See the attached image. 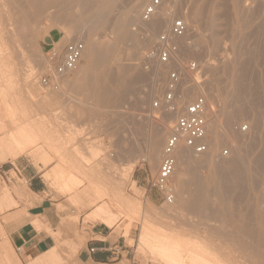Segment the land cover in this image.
<instances>
[{
    "label": "rangeland",
    "instance_id": "obj_1",
    "mask_svg": "<svg viewBox=\"0 0 264 264\" xmlns=\"http://www.w3.org/2000/svg\"><path fill=\"white\" fill-rule=\"evenodd\" d=\"M27 1L29 2V0H27ZM27 1L26 0H16V1L15 0H1L0 1V46L4 47L5 49H9L8 52L10 53L8 56L3 57L4 58L3 61H6L5 59H7L8 66L7 67H0V68L3 70V72L6 73V74L4 73L5 77H6V75H11V77H12L9 80L10 83L8 85H11L13 98H15L17 101V103L15 104V109L18 113V116L20 117L16 120V124H17L16 127H21V126H25V124H30V125L35 126V127H40V129H42L43 131H45V130L48 131L49 134H51V137H49L50 143L53 144L54 147L56 148L55 149L56 154L64 157V158L56 159V161L53 160V161H51V163H53L54 165L58 164L59 162H63V161H65L66 163H69L70 166L69 167L66 166V167L69 171H71L74 174L75 177H77L81 181L80 187L87 186L88 184H97V183H104V182L114 183L117 185L118 191H120L122 195L127 197V199L130 202H132V205L134 208H136L135 204H138V205H140V212H142V209H145L150 213V214H146V216L148 218H152L151 223L153 225H155L156 227H159L158 226L159 222H161L165 225H167V224L169 225L170 223L173 224L174 222H170L169 220L172 219V220L176 221L175 220L176 209L174 207L176 205L175 202H176V196H177V188L176 187L179 184V182L185 181V180L188 181L190 176L188 175L189 173L186 172L182 166H179V164L177 165L176 174L172 177V179L170 181L172 188L174 190L173 194H175L174 202L172 205H165L163 203L161 195L158 192H156L155 190L150 189V183H151V181H153V179L157 175V171L159 169L161 161L155 170L153 168H151V166L147 162L146 157L148 154V150H147V142L145 140L148 139V135L150 133L149 130H151V128L149 129V127H152V124L150 121L144 120L143 117H140L138 115V114H140V111L137 112L138 108L136 109V107L134 106L135 100L146 90V88L148 90V87H149L150 81H151L150 80L151 76L149 75V72H148V71H150V68L148 70H145L141 64L143 54L153 45L155 39L161 33H159V34L157 33L156 34L157 36L155 35L156 37L154 36L151 39V41L148 42V44L147 43H145V44L141 43L142 42L141 33H142L143 27L139 26L140 24L137 20L133 21V22L132 21L128 22L129 21V19H128L129 18L128 4L130 1H133V0H125V1L124 0H106V1L97 0V1H95L94 5H93L94 8L92 7L93 9H91V11L89 10L86 14H83L81 16H74L70 20H59L57 18H54V16L52 15L53 10L49 9V8L45 9V10L41 9L42 12L44 11V13H42V12L40 13L39 8L37 6L32 5V4L30 5V7H31V11H30L29 4H26ZM112 1H113V4H111ZM150 1L151 0H147L145 3V6H147ZM202 1H205V0H202ZM202 1L199 2V4L204 6ZM256 1L258 2L259 0H255V5H253L254 0L253 1L252 0H248V1L247 0H242V1L241 0H234V2H237V3L240 2L241 5L245 4L247 2L245 4L246 9L244 8L246 10L245 13L247 15L245 14L244 16H242V14H241V15L235 16L232 12H229L231 14L228 13V15L226 16L227 20L224 18H219V20L217 21V23L219 24L216 27L217 30H216V28L214 30H210V31L208 30L210 33L207 30L202 28V23L200 21L196 22V23H198L199 26L196 25V23L189 22V24L193 28H195L196 33H198L199 38H196L195 43L197 46L200 47L201 54L202 53L203 54L201 55L202 58L200 57L201 59L196 57V56H195V58H193L194 56L190 57L188 54L187 55L181 54V55L183 56L182 63L184 65H186L190 62H194L198 66V69L200 72L199 80L203 84L202 87H206V85H207V87H209L211 84V81H213L211 84L212 90H210V92L214 93L213 85H215L217 93L220 92V95L222 97H225V95L228 94L230 97L228 96L227 98L231 99V95H230L231 94L230 93L231 88L228 86L229 84H228V80L226 79L227 78L226 77L227 72L225 74V71H226L225 67L230 65V63L232 64V62H230V60L233 61L234 59L235 60L238 59V56L234 57V55H236L235 53H233L234 52V45L239 44L241 46V49H242L244 55L243 54H242L243 56L240 55L239 59H241L240 61L244 60V62H243L244 64H242V65H246L247 74L249 73L246 85L248 84V82L250 83L249 85H247V88L250 89V95H248V97H247L248 101H241V102L242 103L246 102L245 104L248 106H250L252 104L251 102H254V101L255 102L250 106V107H252V109L250 108L251 114L249 113V119H248L249 121L248 120H245V121L242 120L240 124L234 126V131L237 132L242 126H245L246 128H248V130L246 129V131L243 133L247 132L245 134L246 135L245 137L249 138L248 139L249 141H250V139L254 138L253 135H255L256 132L258 133L260 131V134L258 133L259 136H258V134L255 136V137H257L256 138V145L259 146V144H260L261 146H264V144H263L264 143V130H263L264 129V99H263L264 98V57H263L264 56L263 55V52H264V33H261V32H264V26H263V24H264V22H263L264 10L257 7ZM234 2H232V3H234ZM7 3L9 5L10 4L11 5L9 6ZM14 3H16V5ZM121 3H122V5H121ZM24 4H26V5H24ZM23 5H24V7H23ZM11 6H12V8H11ZM15 6H17V7H15ZM251 6H252V8L249 9ZM255 6H256V9H255ZM13 7H15V8L13 9ZM182 7H186L184 9L182 8V11L184 10V13L186 11H187L186 13H189V11L192 10L191 9L192 3H190V2H186L185 4L183 3ZM10 8L12 10H9ZM21 8H23L25 11L23 9L21 11ZM100 8H102L103 10L110 11L108 18H110L111 23L108 20V23L106 26H99V24H97V22H96L97 18L95 16L97 14L98 9H100ZM118 8H119V10H118ZM247 8H248V12H247ZM140 9H142V8H140ZM188 9H189V11H188ZM249 10H251V11H249ZM10 11L12 13H10ZM142 11H143V9L141 11L140 10L138 11V18H141ZM252 11H254L253 12L254 14L252 13ZM256 11H258V12H256ZM30 12H32V13H30ZM94 13H96V14H94ZM185 14H184V17L188 16V14L187 15H185ZM248 14H250V15H248ZM14 15H16V17ZM36 15H38L39 17H37ZM120 16H121V19H120ZM252 17H253V19L255 18L254 19L255 22H254V20H252ZM176 18H178V17H176ZM262 18H263V20H261ZM44 19H47V20H44ZM230 19L232 21H235V22H233V24H232L231 21H229ZM238 19H240V20H238ZM250 20H252V21H250ZM14 21H17V23ZM68 21L70 22V24ZM90 21H91V23H90ZM94 22H96V23H94ZM261 22H262V24H261ZM39 24L41 25V27ZM260 24H261V27H260ZM232 25L234 28H237L238 33H240V34L237 33L236 36L239 35L238 37L241 39L246 34L243 38H245L244 39L245 41L246 40H248V41L244 42L243 38L240 40L237 37L235 39L232 37H229L228 36L229 35L228 30L231 28ZM242 25H244V26H242ZM251 25L252 26L254 25V26L252 27ZM16 26H17V28H16ZM28 26H29V28H28ZM76 26L77 27L80 26V28H82V26H83L82 29L85 28L84 29L85 34L83 36L86 35V32H88V30L89 31L93 30L95 33L92 32L93 35H92L91 40L94 41L95 44L99 47L105 48V46L107 45L108 47L106 46V48H107L108 53L106 54L104 61L99 63L97 66H95V68H90V66H88L86 60L82 59L80 65L78 67L77 72L74 75L69 76L68 78L64 79L61 83H59L60 85H59L58 90H44L43 88H41L39 86V83H38V79H39L40 75H42L44 73L45 68H46L45 57H44V54H41V49L39 46L41 38H42V34L48 32V31L58 32L59 37L61 39L60 45H65L70 40H74L73 38H76L75 37L76 33L74 34L72 32L73 28H75ZM84 26H86L88 29H86V27H84ZM125 27H128V29L130 31L131 36H132L131 39L130 38H128V39L122 38L124 36V28ZM256 27H258V29ZM21 28L26 29V30L22 29L23 30L22 35H24V36L19 35V34H21L20 31H22V30H20ZM226 28H228V30ZM202 29L205 31L203 32ZM257 30L258 31L262 30V31L258 32ZM8 31H9V34L11 31L14 33L15 36H13V39L12 38L10 39V36H8L9 35ZM24 31L28 35H26L24 33ZM252 32H255L256 34L253 33V35H252ZM4 33H5V35H4ZM215 33L218 35L216 36ZM72 35L74 37H72ZM38 36H39V39H38ZM27 38H29V39H27ZM23 39H25V40L27 39V40L23 41ZM192 40H193V38L191 39V41ZM214 41H215V43H214ZM216 42H218V43L216 44ZM230 42H233V43L230 44ZM126 43H128V44H126ZM133 43L138 44L139 48H138V50L137 49L135 50V52H134L135 55L132 57V55H133L132 52L134 50L130 49V48L132 45H134ZM241 43H242L244 48L242 47ZM245 47H246V51H244ZM109 48H110V51H109ZM21 49H22V51H21ZM114 50H116V51H114ZM18 51H20V52H18ZM231 51H232V53H231ZM21 52H22V54H21ZM131 53H132V55H131ZM244 57H246V58H244ZM197 59H199V60H197ZM228 59H229V62H227ZM245 60L246 61L249 60L250 63H248L249 61L245 62ZM102 67H103L104 71L102 70ZM128 67H129V69H128ZM37 69H39V70H37ZM94 70L95 71L98 70V71L95 72ZM122 70H124V71H122ZM210 70L211 71L213 70L214 72H211ZM221 70H223V72H221ZM101 71L104 73H102ZM168 71L169 70L166 71L165 76H164L165 84H166V80H167ZM84 72H86V73H84ZM115 72L118 73V74H116V77H115ZM111 73H112V75L114 74L113 75L114 77L111 75ZM122 73L124 75H122ZM101 75L102 76L104 75L105 77L104 76L102 77ZM137 75L138 76L142 75L141 77H142L143 81L141 83H135L136 79L133 77H135ZM194 75H196V74H194ZM223 75H225V76H223ZM87 76H88V78H87ZM91 76H92V79H91ZM112 78H115V79H112ZM143 78H145V79H143ZM224 78L226 79L225 81H218V79L224 80ZM89 79L91 82L89 81ZM12 81H13V83H12ZM88 81H89V84H88ZM214 81H216V82L218 81L219 84L214 82ZM110 82H111V84H110ZM84 83H85V85H83ZM113 83H116V84L114 85ZM130 83H132V85H129ZM70 85L71 86L73 85L74 88H70ZM112 85H113V87H112ZM106 86H109V87L106 88ZM80 87L82 89H85V88L86 89L82 90ZM98 87H99V89H98ZM94 88H95V90H94ZM110 88H111V90H109ZM130 88L132 89L131 91H130ZM206 88H204V89H206ZM78 89H80V90H78ZM91 89H93V90H91ZM164 90H165V86H164ZM80 91H81V93H80ZM105 91L106 92L109 91V92L106 93ZM163 91L156 92L150 96L148 103H146L147 106L146 105L144 106V109H145L144 111L151 110L152 102L154 100H156V98L158 96H160ZM222 91L225 93V95H223L224 93L222 94ZM100 92L101 93L103 92V93L101 94ZM129 92H130V95H129ZM133 92H134V94H132ZM110 94H111V96H110ZM261 95H262V97H261ZM123 96L126 98H124ZM196 96H198V94L196 92H193L192 94H189L188 99L193 100ZM251 96H253V97H251ZM102 97H104V98H102ZM130 97H132V98H130ZM100 98H102V99H100ZM106 98H107V100H106ZM227 98H223V100L225 101ZM250 98L251 99L253 98V100L250 101L251 100ZM255 98H257V99H255ZM257 100H258V103H256ZM108 102H110V103L108 104ZM220 102L223 103V101H220ZM241 102H239V103L237 102V104L241 105L242 104ZM102 103L104 106L106 105L105 106L106 108H104ZM213 103L208 102L207 106L209 105L208 110H209L210 106L213 107L214 112H215V110L217 111L218 105H220L221 103L219 104L216 101H214ZM100 106H101V108H99ZM151 112L156 117H157V115L161 116L153 110H151ZM257 113H259V115ZM123 114H125V115H123ZM256 115H258L259 117ZM83 116H84V118H83ZM212 117H213L212 114L208 115V119H212ZM250 118H251V120H250ZM219 119H220V122L222 123L223 118L220 117ZM255 122H257L258 125H259V122H261V123L259 126L258 125L255 126L254 125ZM172 124H173V120H172L171 125ZM253 125L259 131L256 130L253 127ZM8 128L10 130L15 129V127L13 125L9 126ZM251 128L253 131L251 130ZM3 129L5 130V127L0 128V130H3ZM71 129L75 130V135L70 132ZM38 134L40 135L41 138L44 137V132L39 131ZM128 134H130V135H128ZM4 135L5 134L3 132H0V138ZM13 135H15V134L8 133L4 138H9V137H12ZM207 136H208L207 139L209 140L210 136L209 135H207ZM167 138H168V135H166L164 137V143L162 145V150L164 148V145H165ZM247 141L244 143L243 146L241 145L244 149L242 147L240 149V151L242 150V152H240V153L242 154L245 161L253 159L252 156L249 154V152L251 153V151H250L251 149L249 147H251L252 144H248L249 141L248 142ZM258 141H259V143H258ZM248 145H250V146H248ZM39 147H43V146H39ZM37 148L38 147H36L35 149H37ZM247 149L249 150L248 152H247ZM221 152H222V156H224L223 152H227L228 154L225 155V157H228V158H230V156L232 155V151L229 150L228 145L223 146L222 148L218 149L214 153V154H216L218 159H228V158H221ZM230 152H231V154H230ZM247 153H248V155H247ZM244 154H245V157H244ZM31 158H32L33 162H36V159L34 157H31ZM205 158H206V155L199 156V157H196V160H202ZM131 162L135 165V168H134L133 172L127 174L128 173V172H126L127 167L132 164ZM46 167L47 166L43 167L44 171H46V169H47V171H49L48 168H46ZM185 174H186V176H185ZM199 174L204 177L207 174V172L205 169L204 170L201 169V170H199ZM11 175H12V177H14L13 173H11ZM208 186H209L208 188H212L211 185H208ZM47 187H48V195L51 198L52 202L54 204H56L55 207H56L58 213H60V215H61L60 224L56 228V235L59 238V241L56 244V251L59 255V258H60L59 260L60 261L62 260L61 261L62 264H79L78 258H77L78 251H79L80 247H82V245L85 243V241L92 237L90 235V231L92 230V227L94 225L93 224L87 225L88 223H86L85 217L89 216V214L92 212L93 208L83 209L79 212V210L74 205L70 204L69 197L66 194H62L53 185L50 186V183H47ZM15 189H16V187H13L12 189H8V190L10 192H12V194L17 196L20 199V201L22 200L21 203L26 204L27 203V195L25 193H23L21 196H18L16 194ZM236 195H237V192H234V193L230 192L229 194L225 195V197H224L225 200L224 199L219 200L217 197L210 198V200L212 199L214 202V204H211V207H213L217 211L218 206H219V209L224 211L220 216L217 214V215H213L210 217L208 216L209 219L207 218V220L211 219L212 222L214 223L213 224L211 222V220H210V222L212 223V224L210 223L211 225L209 224V221L207 222L210 227L206 228V233H208V235L206 234V236L210 240L215 239V237L221 238L223 235H226L228 233L229 229L233 225L239 223L238 221H241L242 223H244L243 220L246 219V215H247V213H244V212L246 210H248V207H249V204L251 203L250 202L251 200H243L246 197H244L242 192H241V197H240V194H238L237 196H239L238 199L241 198L242 200L239 199V201H237ZM231 196H233L234 198ZM211 201H209V202L211 203ZM218 202H219V204H218ZM240 202H243V204ZM248 202H250V203H248ZM215 203H217V204H215ZM232 203H233V205H232ZM212 205H214V206H212ZM8 209L9 208L3 209V210H1V212L4 210H8ZM163 210H164V213L162 214ZM240 211H241V213H240ZM164 215L166 216L165 218L168 221H166L165 219H162V218H164ZM188 215L189 216L191 215L190 216L191 218ZM195 216L197 219L196 213L184 212L180 218H183L186 220L187 219L189 220V218H190L192 220V217H193L192 221L194 222V221H196V219L194 220ZM218 216L220 219H218ZM232 216H233V218H232ZM75 219L77 220V222H76V232L74 233V231L71 229H72V225H73ZM225 220H226V222H225ZM235 222H237V223H235ZM220 224L223 227L220 226ZM140 225H141V218H138L137 221L132 223L130 230H129V234H128V237L130 238L131 241H126L124 238L118 239L122 236V233H123V231L121 229L116 230L114 227V228H111L110 230H108L103 226L99 227V229L100 230L103 229V231L107 235L112 234V236H116V239H114V240L120 242L121 243L120 246L124 245L125 249L128 250L129 255L127 256V260L124 258L120 264H152L151 262H153V264L157 263L155 259H151V260L149 259V258H151L150 257L151 255L147 251H143V252L138 253L136 250ZM212 225H214V226H212ZM123 226L124 225H122L121 227H123ZM216 226H218V227H216ZM208 228L211 230H209ZM44 229L45 228L43 227L42 230H44ZM224 230L227 232H223ZM211 231H213V232H211ZM215 231H217V232H215ZM47 232L50 233L49 231H47ZM209 232H211V233H209ZM219 232H221V233H219ZM209 235L214 236V237H210ZM217 242L219 243L218 240H217ZM145 254L149 257H147Z\"/></svg>",
    "mask_w": 264,
    "mask_h": 264
},
{
    "label": "bare ground",
    "instance_id": "obj_2",
    "mask_svg": "<svg viewBox=\"0 0 264 264\" xmlns=\"http://www.w3.org/2000/svg\"><path fill=\"white\" fill-rule=\"evenodd\" d=\"M95 1H97V0H29V2L27 1L26 4H29V7L31 4L34 6H37L39 8L40 13L42 12L41 9H44V10L48 9V8L52 9L53 10L52 15L54 16V18H57L59 20H70L74 16H81L83 14H86L89 10L91 11V9L94 8L93 5H94ZM104 1H106V0H104ZM146 1L147 0H133V1H130L128 4V13H129V18H128L129 21L128 22H130V21L133 22V21L137 20L140 24L139 26L143 27L142 33H141V35H142V39H141L142 42L141 43L142 44H145V43L148 44V42H150L151 39L157 33L158 34L159 33H166L170 28L171 22L176 17L182 18L184 20V22L186 23V25L188 26V32H187L186 36L183 39L176 41L177 45L180 48L179 61L176 63H172L169 66L150 64V71H148V72H149V75L151 76L150 77L151 81H150V85L148 87V90L146 88V90L136 99L137 101L135 100V102H134L135 103L134 106L136 107V109L138 108L137 112L140 111V114H138V115L140 117H143L144 120L150 121L152 124V127H149V129L151 128V130H149L150 133L148 135V139L145 140L147 142V150H148V154H147L146 158H147V162L149 163L151 168H153L155 170L158 167V164L160 163V161L162 160V155H163V150H164V148L162 150V145L164 143V137L166 135H168V137H169L170 134L172 133L173 124L171 125V123H172V120L174 123L175 115L164 113V112H159L158 110H155L151 107V110H153V111L157 112L159 115H161V116L157 115V117H156L152 114L151 110L144 111L145 110L144 106L146 105V103H148V100L152 94L164 90V86H165L164 76H165V73L167 70H169V71L170 70L171 71L176 70V71L181 72L184 75L183 84H182V92H183L182 97L184 98L185 101L186 100L189 101V99H188L189 94L196 92L198 94V96L199 95L204 96L205 99L207 100L206 101L207 103L208 102L213 103L214 101L218 102L219 104L221 103L220 105H218L217 111L215 110V112H214V109L211 106H210L211 108L209 107V110H208V115L212 114V116H213L212 119L207 118V124H206V144L208 146V151L205 154L200 155V156L206 155V158L202 159V160H196V157H199V156L194 154L193 151L190 148H187L183 143H180L179 146L177 147V150L175 153L176 168H177V165L179 164V166H182L185 169V171L189 173L188 175L190 177H189L188 181L185 180V181L179 182V184L176 187L177 188V196H176V202H175L176 205L174 206L176 209V215H175L176 221L170 219L169 221L174 222V223L173 224L170 223L169 225L168 224L165 225V224L159 222V224H158L159 227H156L155 225H153L151 223L152 218H148L146 216V214H150V213L145 209H142V212H140V205H138V204H135L136 208H134L132 205V202H130L127 199V197L122 195L120 191H118V187L114 183L104 182V183H97V184H88L87 186L80 187L81 181L77 177H75L71 171H69L67 169L66 166H70V164L66 163L65 161L59 162L48 173H45L43 175L44 180L46 181V183H50V186L53 185L62 194H66L69 197L70 204L74 205L79 210V212L83 209L93 208L92 212L89 214V216L85 217L86 223H88V224L101 223V224L107 226L108 228H114L115 227L116 230L121 229L123 231L122 237L127 239V240H128V234H129V230H130L132 223L137 221L138 218H141V225H140L139 235H138V239H137V249L136 250L138 253L143 252V251H147L151 255L150 256L151 258H149V259L150 260L151 259L156 260L157 263H154V264H264V146H261L260 144H259V146L256 145V138L257 137H255V136L258 133L260 134V131L255 128V126L258 125L257 122H255V124H254L255 126L253 125V127L256 130H258L259 132L258 133L256 132L255 135H253L254 138L252 137L253 139H250V141L248 140L249 138L245 137L246 136L245 134L247 132L243 133L240 129L237 132L234 131L235 125L240 124L242 120L245 121V120L249 119L250 108L252 109V107H250V106L255 102V101L251 102L252 104L251 105L249 104L250 106L246 105L245 104L246 102H243V103L241 102V101H248L247 97H248V95H250V89L247 88V85H249L250 83L248 82V84L246 85L249 73L247 74L246 65H242V64H244L243 63L244 60L242 59L243 61H240L241 59H239L240 55L243 54L241 46L239 44L234 45V52L233 53L236 54V55H234V57L238 56V59H236V60L234 59L233 61L230 60V62H232V64L231 63H230V65L227 64L228 66L225 67V70H226L225 74L227 72V76H226L227 78L226 77L225 78L228 80L229 85L228 84L227 85L231 88L230 89L231 94L229 93L231 95V99H228L227 97L229 95L228 94L225 95V93L223 91H222V94L224 93L223 95H225V97H222L220 95V92L217 93L215 85H213L214 93H211L210 90H212L211 84L213 81H211V84L209 86L210 88L207 87V85H206L207 88L202 87L203 84L199 80L200 76H198L197 74L194 75L190 71H185L180 66V63L182 64V59H183V56L181 54H183V55L188 54L190 57L194 56L193 58H195V56L200 58L201 55L203 54V53L201 54L200 47L197 46L195 43L196 38H199L198 33H196L195 28H193L189 24V22L196 23V22L200 21L202 23L203 29H205L207 31L208 30L209 31L214 30L219 25L217 23L219 18H224L227 20L226 16L228 15L229 12H232L235 16L241 15V14H242V16H244L246 14L245 13L246 12L245 4L247 2L245 4L241 5L240 2L237 3V2H234V0L233 1L231 0L234 3H232L230 0H205V1H202V0H170V1L164 0L163 7L157 12V14L153 17V19L150 22H143L141 18H138V11L139 10L141 11L143 9ZM201 1L203 2L204 6L199 4V2H201ZM186 2L192 3V8H191L192 10L189 11V9H188L189 13H186L187 12L186 11L185 12L186 14H185L184 10L182 11V8L184 9L186 7H182V4L183 3L185 4ZM14 4L16 5V3H14ZM26 4H24V5H26ZM111 4H113V1ZM256 4H257V7L264 10V0H259L258 2L256 1ZM24 5H23V7H24ZM121 5H122V3H121ZM253 5H255V0H254ZM15 7H17V6H15ZM15 7H13V9ZM11 8H12V6H11ZM11 8L9 10H12ZM140 8H142V9H140ZM251 8H252V6L249 9H251ZM22 9L23 8H21V11H22ZM29 9L31 11V7ZM255 9H256V6H255ZM118 10H119V8H118ZM249 11H251V10H249ZM247 12H248V8H247ZM253 12L254 11H252V13ZM256 12H258V11H256ZM10 13H12V12L10 11ZM30 13H32V12H30ZM42 13H44V11ZM109 13H110V11L103 10L102 8L98 9L97 14L94 13V14H96L95 17L97 18V20L96 19L95 20H96L97 24H99V26H106L108 23V20L110 22V18H108ZM184 14L185 15L188 14V16L184 17ZM229 14H231V13H229ZM248 15H250V14H248ZM14 16L16 17V15H14ZM36 16L39 17L38 15H36ZM120 19H121V16H120ZM254 19L252 17V20H254ZM44 20H47V19H44ZM238 20H240V19H238ZM252 20H250V21H252ZM261 20H263V18ZM91 21H90V23H91ZM229 21H231L232 24H233V22H235V21H232L231 19ZM14 22L17 23V21H14ZM96 22H94V23H96ZM254 22H255V20H254ZM263 22H264V20H263ZM69 24H70V22H69ZM261 24H262V22H261ZM261 24H260V27H261ZM196 25H198V23H196ZM80 26L79 27L76 26L75 28H73L72 32L74 34L76 33V36H75L76 38H73V39L74 40H81L84 42L85 50H84L82 59L86 60L88 66H90V68H95V66H97L99 63L104 61V58H105L106 54L108 53L107 48H106L107 45L105 46V48L97 46L95 44V42L91 40L92 35H93L92 32H94V31L88 30V32H86V35L83 36L85 34V31H84L85 28L82 29L83 26H82V28H80ZM242 26H244V25H242ZM263 26H264V24H263ZM40 27H41V25H40ZM84 27H86V26H84ZM258 27H256V28L258 29ZM16 28H17V26H16ZM28 28H29V26H28ZM22 29L24 30L25 28H21L20 30H22ZM86 29H88V28L86 27ZM226 29L228 30V28H226ZM23 30L20 31L21 34H19V35L24 36V35H22ZM205 30H203V32ZM216 30H217V28H216ZM237 30L238 29L234 28L232 25L231 28L228 30V32H229L228 36L232 37L234 39L236 37L238 39H240L238 37L239 35L236 36V34L238 33ZM262 30H259V31L261 32ZM9 31H8V34H9ZM24 33H25V31H24ZM253 33H255V32H252V35H253ZM261 33H264V32H261ZM238 34H240V33H238ZM4 35H5V33H4ZM26 35H28V34H26ZM217 35L218 34H216V36ZM8 36H10V39L11 38L13 39V36H15V35L11 31ZM72 37H74V36L72 35ZM131 37L132 36H131V33H130L128 27H125L124 28V36L122 38H124V39L130 38L131 39ZM192 38L194 41L193 40L191 41ZM27 39H29V38H27ZM244 39L245 38H243V40ZM26 40L23 39V41H26ZM215 41H214V43H215ZM246 41H248V40H246ZM246 41L244 40V42H246ZM217 43L218 42H216V44ZM231 43H233V42H230V44ZM126 44H128V43H126ZM137 45L138 44H134L131 46V48L129 47L130 49L134 50L132 52L133 55L131 53L132 57L135 55V53H134L135 50L136 49L138 50V48H139V45L138 46ZM241 45H242V43H241ZM242 47H243V45H242ZM8 51H9V49H5L4 47L0 46V66L1 67H7L8 66L7 59H5L6 61H3V59H4L3 57H6L10 54ZM21 51H22V49H21ZM109 51H110V48H109ZM114 51H116V50H114ZM244 51H246V47H245ZM18 52H20V51H18ZM231 53H232V51H231ZM21 54H22V52H21ZM263 55H264V52H263ZM244 58H246V57H244ZM197 60H199V59H197ZM248 61L245 60V62H248ZM227 62H229V59ZM248 63H250V61ZM128 69H129V67H128ZM37 70H39V69H37ZM98 70H96V71L94 70V71L97 72ZM102 70H103V67H102ZM122 71H124V70H122ZM211 72H214V71L212 70ZM221 72H223V70H221ZM84 73H86V72H84ZM102 73H104V72H102ZM116 74H118V73L115 72V77H116ZM111 75H112V73H111ZM122 75H124V74L122 73ZM8 76L11 77V75H8ZM137 76L133 77L136 79L135 83H141L143 81L142 77H141L142 75H140L138 77ZM223 76H225V75H223ZM87 78H88V76H87ZM225 78H224V80L218 79V81H225L226 80ZM91 79H92V76H91ZM112 79H115V78H112ZM143 79H145V78H143ZM89 81H90V79H89ZM89 81H88V84H89ZM218 81L217 82L214 81V82L219 84ZM189 83H190V85H188ZM110 84H111V82H110ZM113 84L115 85L116 83H113ZM59 85L60 84H58V87L56 88V90L59 89ZM83 85H85V83ZM129 85H132V83H130ZM108 87L109 86H106V88H108ZM112 87H113V85H112ZM70 88H74V86L70 85ZM111 88L109 90H111ZM204 88H206V89H204ZM85 89H82V90H85ZM98 89H99V87H98ZM78 90H80V89H78ZM91 90H93V89H91ZM94 90H95V88H94ZM131 90L132 89L130 88V91ZM81 91H80V93H81ZM108 92H106V93H108ZM111 94H110V96H111ZM132 94H134V92ZM129 95H130V92H129ZM126 97H124V98H126ZM251 97H253V96H251ZM261 97H262V95H261ZM102 98H104V97H102ZM102 98H100V99H102ZM130 98H132V97H130ZM223 98H227V99L224 101ZM255 99H257V98H255ZM106 100H107V98H106ZM252 100H253V98L250 101H252ZM220 101H223V103ZM237 102L238 103L241 102L243 105L242 104L239 105V104H237ZM109 103L110 102H108V104ZM256 103H258V100ZM102 105H103V103H102ZM105 106H104V108H106ZM99 108H101V106ZM257 114L259 115V113H257ZM123 115H125V114H123ZM258 115H256V116H258ZM220 117L223 118L222 123L220 122V119H219ZM83 118H84V116H83ZM0 120H1V116H0ZM250 120H251V118H250ZM260 123L261 122H259V125H260ZM247 130H248V128H247ZM251 130H252V128H251ZM70 132L75 135V130L71 129ZM259 134H258V136H259ZM128 135H130V134H128ZM207 135L210 136L209 140L207 139V137H208ZM247 140L249 141L248 144H252V146L249 147L251 149L250 150L251 153L249 152V154L252 156L253 159L245 161L242 154L240 153V152H242V150L240 151V149ZM24 141H25V134L24 133H20L19 135L17 134V135H13L12 137H9V138L2 139V141L0 143V161L6 162L7 159H12V158L14 159L17 156H19L20 153L22 151H24V149L26 147L31 146V143H24ZM258 143H259V141H258ZM225 145H228L229 150L232 151V155L230 156V158H228V157L222 156V152H221V158H228V159H218L216 154H214V153L218 149L222 148ZM248 146H250V145H248ZM248 151L249 150L247 149V152ZM33 153H34V155L38 156V158L40 157L42 159L41 163H47L50 160V159L46 158V153H45V150L43 147H38L37 149L34 150ZM230 154H231V152H230ZM247 155H248V153H247ZM244 157H245V154H244ZM134 168H135V165L133 163L131 165H129L127 167V171H126V172H128L127 174L133 172ZM201 169H203V170L205 169L207 172V174L204 177L199 174V170H201ZM175 174H176V169H175L173 176ZM185 176H186V174H185ZM208 185H211L212 188H208L209 187ZM20 190H21L22 194L23 193H25L26 195L29 194L27 192V188L25 186L23 188L21 187ZM230 192H233V193L237 192V195L240 194V197H241V192H242L243 196L246 197L243 200H251L250 201L251 203L248 202V203H250L248 210H246L244 212V213H247L246 219L243 220L244 223H242L241 221H238L239 223L235 224V225H233L234 224L233 223L232 224L233 226L229 229L228 233L226 235H223L221 238L215 237V239L210 240L206 236V234L208 235V233H206V228L210 227L207 222L209 221V224H210L212 222V220L210 219L211 220V222H210V220H207V218L209 219L210 216L217 215V214L220 216L224 212L223 210L219 209L218 205H217L218 206L217 211H216V209L211 207V204H214V202L212 199H211L212 200L211 201L210 198L217 197L219 200H222V199H224L225 195L229 194ZM173 193H174V190H173ZM173 195L175 198V194H173ZM237 195H236V197H237L236 199H237V201H239V199H241V198L238 199L239 196H237ZM231 197H233V196H231ZM209 201H211V203ZM240 203L243 204V202H240ZM215 204H217V203H215ZM218 204H219V202H218ZM165 205H167V204H165ZM232 205H233V203H232ZM212 206H214V205H212ZM184 212L196 213L197 219H196V216L194 217V220L196 219V221H194V222L192 221L193 217H192V220L190 219L191 218L190 216L192 214L190 216L188 215L190 217L189 220L180 218ZM163 213H164V210H163L162 214ZM240 213H241V211H240ZM219 216H218V219H220ZM165 217L166 216L164 215V218H162V217L161 218L166 220ZM232 218H233V216H232ZM166 221H168V220H166ZM76 222H77V220L75 219V221L72 225V229H71L74 231V233L76 232ZM225 222H226V220H225ZM235 223H237V222H235ZM122 225H124V226L121 227ZM34 226H36L37 228L43 227V225L40 223V221H37V220L35 221ZM212 226H214V225H212ZM220 226H222V225L220 224ZM216 227H218V226H216ZM209 230H211V229H209ZM213 231H211V232H213ZM211 232H209V233H211ZM215 232H217V231H215ZM223 232H227V231L224 230ZM219 233H221V232H219ZM210 237H214V236H210ZM217 240L219 241V243L217 242ZM147 257H149V256H147ZM59 259L60 258H59V255L57 254V252L55 250H51L47 254H43V255L38 256L36 259L30 261L28 264H62L61 263L62 260L60 261ZM151 263L153 264V262H151Z\"/></svg>",
    "mask_w": 264,
    "mask_h": 264
},
{
    "label": "crops",
    "instance_id": "obj_3",
    "mask_svg": "<svg viewBox=\"0 0 264 264\" xmlns=\"http://www.w3.org/2000/svg\"><path fill=\"white\" fill-rule=\"evenodd\" d=\"M60 41L58 32L48 31L42 34L39 44L41 54ZM11 78L8 75L5 77L0 68V128L5 127V130H0L5 134L0 138V143L8 133L15 135L24 133V143L32 145L26 147L16 158L7 159L6 162L0 161V264H28L40 255L47 254L51 250L56 251V244L59 241L56 228L60 224L61 215L48 195V187L43 175L55 166L51 161L64 157L56 154V148L50 143L51 134L48 131L30 124L16 127V120L20 117L15 109L17 101L13 98L11 85H8ZM12 125L15 127L14 130L8 128ZM39 131L44 132L43 138L38 134ZM39 146H43L46 158L50 159L47 163H41L42 159L33 153ZM31 157H34L36 162H33ZM45 166L49 171L47 169L44 171ZM24 186L29 193L26 204L21 203L22 200L20 201L8 190L16 187V194L21 196L20 189ZM7 208L9 209L1 212ZM36 220L40 221L44 230L43 227L34 226ZM93 225L90 231L92 237L86 240L78 251V263L120 264L124 258L127 260L129 254L125 255V246H120L121 243L114 240L116 236L107 235L103 229H99L101 226L108 230L111 228L101 223ZM125 240L131 241L129 237ZM116 247L122 249L120 256H114L112 253Z\"/></svg>",
    "mask_w": 264,
    "mask_h": 264
},
{
    "label": "built area",
    "instance_id": "obj_4",
    "mask_svg": "<svg viewBox=\"0 0 264 264\" xmlns=\"http://www.w3.org/2000/svg\"><path fill=\"white\" fill-rule=\"evenodd\" d=\"M170 1V0H168ZM164 0H151L143 8L141 19L150 22L157 12L163 7ZM188 32V26L182 18H174L166 33H161L155 39L153 45L143 54L142 67L145 70L150 64L169 66L179 61L180 49L176 41L183 39ZM85 50L81 40H70L65 45L60 42L52 46L44 53L46 68L38 79L39 86L44 90H56L58 84L69 76L74 75L82 61ZM185 71L198 74V66L194 62L186 65L180 63ZM184 75L176 70L169 71L165 84V90L151 104L152 108L159 112L175 115L173 129L167 138L162 160L157 175L150 183V189L161 195L164 204L171 205L174 201L171 178L176 169V150L180 143L190 148L197 156L208 151L206 144V124L208 118V106L204 96H196L193 100L185 101L182 97V84ZM190 85V83H189ZM242 126L240 130L246 131ZM227 155V152H223ZM121 248L116 247L112 253L120 256ZM93 252V250H91ZM125 250V255H128Z\"/></svg>",
    "mask_w": 264,
    "mask_h": 264
}]
</instances>
